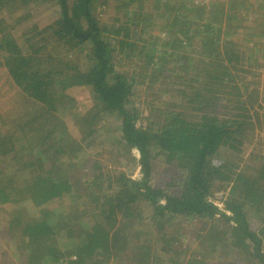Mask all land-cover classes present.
Segmentation results:
<instances>
[{"label": "trees", "instance_id": "trees-1", "mask_svg": "<svg viewBox=\"0 0 264 264\" xmlns=\"http://www.w3.org/2000/svg\"><path fill=\"white\" fill-rule=\"evenodd\" d=\"M106 1L0 0L1 93L33 109L16 127L0 126V162L22 176L4 174L6 185L0 183V237L14 240L20 264H108L126 254L138 235L130 226L142 223L147 206L156 226L150 236L163 240V258L172 264H203L170 255L169 242L187 238L161 232L174 219L204 223L194 234L199 247L203 235L220 234L231 251L264 264L256 231L264 213V44L250 49V37L264 39V21L236 18L244 14L241 0H114L112 16L101 21L95 12ZM45 9L51 20L35 23L32 16ZM248 23L260 33L247 34L239 47L231 37L241 26L251 29ZM74 87L91 99L75 119L79 141L61 121L47 126L53 114L76 106L66 93ZM102 120L112 121L105 131L113 147L137 152L140 178L79 155ZM246 133L245 144L260 147L236 170ZM155 161L169 175L164 187L152 182ZM219 181L231 184L227 198L216 194ZM51 202L61 204L48 211ZM78 216L88 221H81V235L71 223Z\"/></svg>", "mask_w": 264, "mask_h": 264}, {"label": "rangeland", "instance_id": "rangeland-1", "mask_svg": "<svg viewBox=\"0 0 264 264\" xmlns=\"http://www.w3.org/2000/svg\"><path fill=\"white\" fill-rule=\"evenodd\" d=\"M192 2H196L198 0H191ZM198 3L199 5H201L202 0H199ZM221 2V1H220ZM225 2V1H223ZM241 2H244L243 4H241L240 9L245 8L244 14H242L241 12L239 13H235L236 14V18L238 19H245V15L249 16L251 18H260L262 21H264V0H241ZM40 5V4H39ZM103 6H100L97 8L96 10V15L98 17L99 20L101 21H108L110 16H112L113 14V8L115 5V1L114 0H107L104 4H102ZM33 7H40L34 5ZM32 7V8H33ZM238 9V8H237ZM2 16L7 17L6 13H3ZM52 14L48 11V10H41L39 13L34 14L32 16V18L35 17L34 22L35 23H40L41 25H46L52 18ZM246 21H248V19L246 18ZM8 23H11V20L8 19ZM248 24H252V23H248ZM29 26L24 27L23 29L27 28ZM42 27V26H40ZM247 27V26H246ZM260 26H254V24L252 25H248V28L251 29H244L242 26L240 29L236 30V35L234 36V34L232 35L231 39H233V41L239 45V47L241 46L242 42L245 39V37L248 38V36H246L249 33L252 34H257L260 33ZM21 30H18L20 33ZM262 29V28H261ZM247 30V31H245ZM264 31V29H262ZM257 32V33H256ZM241 34V35H240ZM264 35V32L262 34V37ZM17 37V36H16ZM18 38V37H17ZM250 39L253 41L252 45H255L256 47H250V49H258L260 47V45L264 44L261 43L262 41H264V39H258L256 40V37H254V35L252 37H250ZM19 42V41H18ZM254 43V44H253ZM20 44V42H19ZM21 45V44H20ZM241 50V49H240ZM242 54L244 56H246L247 54H249L247 52V50L244 49V51L242 52ZM260 71V70H259ZM3 78V75L0 74V80ZM250 78H247V80ZM254 80H258V78H255ZM2 86L0 85V126L3 123L7 128H13L16 127V125L23 123L24 121H27L29 119V114L33 113V109H28V110H24V108L22 106L17 105V99H13V98H8V96H4L5 93H1L2 92ZM250 87H258V85L256 83H251L249 85ZM68 97L72 98L74 103H75V107L72 108L70 111L68 112H62L59 111L55 114H53V116L56 117V123L54 121H51L47 126L51 125V123L57 124L58 122L61 121V123L63 124V128L66 129V134L69 137H75L77 138L76 141L80 140L81 134L78 133L77 134V129L79 127H77V123L75 120L76 118L80 117L87 109L90 108L91 106V99L90 96L88 94L87 89L82 88V87H74L70 90L66 91ZM24 113V115L21 117L20 114ZM28 113V114H26ZM28 116V118H26ZM41 121H42V117L38 118L37 120V126L41 125ZM47 126H42L41 129L46 131L47 130ZM112 127V121L109 120H102L97 124V128L95 130V133L88 139L89 143H93L92 146L90 147H86L84 146V144H81V151L80 154L81 157H84L86 155V153H88V155L92 156V158H96L102 165L105 166L106 169H109L110 172L112 171H116V172H123L125 173L128 177H130L131 179H138L140 178V173H139V169L137 167V164L132 161L133 157L136 158L138 157L137 152L136 151H129V150H121L120 147H117V145L115 144L114 147L113 145L108 142V132L105 131V128H109ZM80 129V128H79ZM62 130L61 126H58L57 131H58V136L59 137V133ZM82 130V128H81ZM80 130V131H81ZM111 130V129H110ZM247 134L245 135V137L243 138V147H241V153L238 154V156L236 158L233 159V162L236 165V170H240V168L246 164L248 162V158L249 155L252 152H255L257 149H259V145L256 143V141H251L250 144L248 143V145H246L245 143H247L250 140H246ZM110 136H113V131L111 130L110 132ZM57 141V139H56ZM58 142V141H57ZM59 143V142H58ZM20 147H25V142H20L19 143ZM240 148V147H239ZM27 154V153H25ZM28 156V155H25ZM24 156V157H25ZM1 162H4V166H2L1 168V172L3 173L0 176V183L4 184V186L6 185L5 181H2L6 179V176L4 174H12V173H16L15 176L17 177V181H19L18 179H22V176H20V174H17L15 170V168L12 166L11 163L7 162V161H3V159L1 158ZM0 162V163H1ZM242 169H244V167H242ZM155 174L153 176V183H155L158 187H164V183L165 181L168 182L169 179V175L166 178V175L164 174L163 170H164V166L161 162L155 161L154 162V168H153ZM25 173V172H23ZM157 174V175H156ZM247 175H251V176H255L256 173H246ZM2 177V178H1ZM221 185V188H219ZM231 184L229 183H220L219 182H215L214 183V187H218L220 192H216V194H222L224 198H227V193L229 190ZM216 190V189H215ZM215 190L213 189V193L215 192ZM215 204L223 210L224 206L220 201L214 200ZM65 205L66 202H63ZM61 204V203H60ZM58 203L55 202H51V204L49 205V209H47L48 211L56 208L57 206L59 207ZM57 207V208H58ZM62 209L64 207H61ZM55 213V212H54ZM142 217H141V221L142 223H140L139 226L135 225V226H130L131 227V231L135 230L134 233H138V235L136 237H132L129 239L128 244H127V252L124 256H121L120 259H112L108 264H172L170 263L171 261H169V258H163L164 257V253L161 251V245L165 244L163 243V240L160 241L158 239L155 238L152 239L151 232L153 227H156L154 225H152L151 221L149 220L150 218V211L147 208V206H143L142 209ZM144 217V218H143ZM257 219L259 221L258 223V229L256 230L260 239H261V247L263 249L264 252V213H261L257 216ZM53 216L51 215V220L50 222L55 225H57L56 220H54ZM84 220V223H87L88 221L85 219H82L81 221ZM73 221V222H72ZM81 221H79V216L77 218H75L74 220H71V223L73 224L74 230L78 235H81L82 233V228H81ZM185 222L183 219L182 220H178V219H174L170 222V226H166L164 227L162 231L164 230H168L169 235L171 236V234H180V235H187V238H184L182 240V236L176 238L175 240H171L169 242V247H171V250L169 249V251L171 252L170 255L177 256L178 257V262L179 263H184V256L183 254L185 253V259L187 257H191V259H200L202 260L203 264H256L254 261L250 260L249 257L244 254V253H234L233 251H231V247H228V239L224 238L223 236H221L220 234H208L206 237H203V242L200 245H203L202 247H199L197 245V243L195 242L194 238V234L198 231V229H202V224H199L197 221H192L190 220L189 223ZM186 226V230L188 232H183V230L185 229L184 227ZM206 226V224L204 225V227ZM222 226H225V224L223 225V223H220L219 228H222ZM210 227V226H209ZM224 229V228H223ZM222 229V230H223ZM161 234H159L160 236ZM183 235V236H185ZM150 236V237H149ZM168 236V237H170ZM226 239V241H225ZM221 242L223 244V246H219L217 247L218 249L222 248L220 252L216 253L214 252V254H210L209 257L203 258V254L202 252L210 250V247L212 245H214L215 243ZM179 242V243H178ZM16 243L14 242V240L12 239H8V237L6 236H1L0 237V264H20L19 260L17 259V256L14 254L15 253V248H16ZM207 253H205V255H207ZM166 257V254H165ZM172 257V256H171ZM202 257V258H200ZM70 260H75V257H70Z\"/></svg>", "mask_w": 264, "mask_h": 264}, {"label": "built area", "instance_id": "built-area-1", "mask_svg": "<svg viewBox=\"0 0 264 264\" xmlns=\"http://www.w3.org/2000/svg\"><path fill=\"white\" fill-rule=\"evenodd\" d=\"M199 1V0H198ZM196 1V2H198ZM209 0H202V2L208 3ZM222 1H226V0H222Z\"/></svg>", "mask_w": 264, "mask_h": 264}]
</instances>
